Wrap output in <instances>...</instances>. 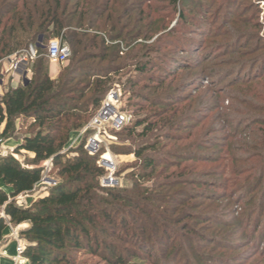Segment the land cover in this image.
Segmentation results:
<instances>
[{
	"label": "rangeland",
	"instance_id": "1",
	"mask_svg": "<svg viewBox=\"0 0 264 264\" xmlns=\"http://www.w3.org/2000/svg\"><path fill=\"white\" fill-rule=\"evenodd\" d=\"M20 3L21 0L18 6ZM147 5L146 15H149L142 20L152 22L156 27L153 31L157 30L136 41L138 45L127 50V56L115 61V71L108 74L99 107L108 91L118 89L119 109L131 120L145 119L146 123L154 124V130L145 136L126 139L117 147L135 150L153 144L156 150L147 153L170 163L177 161L171 155L185 154L186 160H179L178 166L169 167L163 175L174 178L190 166L179 180L198 182L180 183L170 191L175 198L166 205L170 207L168 211L175 204H184L174 212L180 215L178 224L164 223L163 227L168 228L165 239L168 247L152 239V244L147 242L149 247L153 246L149 255L144 251L137 253L131 242L114 240V244L120 248L124 264H264V0H150ZM50 40L43 41L39 36L32 46L39 47V56L50 70L52 65L56 66L58 74L54 78L49 70L50 78L55 79L70 64V59L64 63L48 59L46 47ZM141 46L146 48L140 49L142 52L137 57H130ZM138 57L150 61L143 75L134 67ZM176 60L180 64L172 63ZM34 61L28 66L29 76ZM2 63L0 83L9 81L2 72ZM149 77L160 86L149 83ZM129 78H134L136 96L131 94ZM89 95L87 92L86 96ZM152 97H160L162 105L145 106L144 98ZM89 118L78 132L72 133L69 146L81 139L85 143L92 131L78 134ZM171 120L172 126L168 124ZM23 123L13 138L0 139V155L11 154L21 164H27L31 162V154L24 151L12 154L24 133L31 131L30 120ZM142 127L137 128V133ZM167 133L173 137L167 138ZM111 142L115 141L104 140L95 157L104 154L112 159L115 176L121 183L119 188L131 186V174L141 171L140 161L133 154L112 151ZM257 147L261 150L256 151ZM44 163L41 164L43 179H53L54 168ZM162 179V175L155 174L143 183L151 187ZM0 187L8 191L6 186L0 184ZM47 187L50 186L45 181L40 182L30 192L28 204L34 197L43 195ZM178 190L180 194L175 195ZM15 204L27 206L23 200L17 202L16 197ZM0 218L8 223L3 208ZM11 227L13 231L16 226L11 224ZM8 228L7 225L3 232ZM15 247L16 241L10 240L9 255L14 254ZM130 251H136L138 256L130 257ZM69 257L74 264H122L107 263L83 251L69 253ZM0 264H12V260L0 259Z\"/></svg>",
	"mask_w": 264,
	"mask_h": 264
},
{
	"label": "trees",
	"instance_id": "2",
	"mask_svg": "<svg viewBox=\"0 0 264 264\" xmlns=\"http://www.w3.org/2000/svg\"><path fill=\"white\" fill-rule=\"evenodd\" d=\"M18 1L0 0V60L21 46H31L39 36L43 41L61 37L69 47L70 64L51 79L37 46L31 78L0 97V139L13 138L21 124L30 120L31 131L24 133L12 154H32L27 164H21L11 154L0 155V183L9 189H0V209L8 217V223L0 218V237L7 225L27 223L18 235L24 242L22 256L29 264H74L69 253L82 251L107 263L124 264L114 240L131 242L137 253L144 251L149 255L153 246L149 247L147 242L152 239L168 247V228L163 226L178 224L180 215L174 212L184 204H175L172 212L168 211L170 207L166 205L175 198L170 191L180 183L196 185L198 181L179 180L190 166L174 178L163 174L187 156L171 155L177 161L170 163L147 153L156 150L153 144L135 150L118 148L117 144L126 139L154 130V124L145 119L131 120L114 133L117 140L110 147L117 154L137 157L141 171L131 174V186L104 188L100 185L104 169L97 164V157L84 150L83 139L69 146L72 133L78 132L88 117L90 120L96 113L106 91L108 74L115 71V61L127 56V50L138 45L136 41L157 30L153 31L156 27L152 22L142 20L149 15L146 8L150 0H21L19 6ZM144 48L138 47L130 57H137ZM148 60L136 59L134 67L138 74L145 73ZM133 79H127V83L130 88L132 84L131 94L136 96ZM148 81L160 86L153 78ZM159 98H144L145 106L162 105ZM168 124L172 126L173 120ZM140 126L142 130L137 133ZM122 134L125 135L121 137ZM166 137L173 136L167 133ZM44 162L54 168L55 185L45 188V193L34 197L29 206L16 205L15 197L32 192L41 182ZM155 174L163 179L151 187L145 186L143 181ZM137 253L130 251L128 255L136 258Z\"/></svg>",
	"mask_w": 264,
	"mask_h": 264
},
{
	"label": "built area",
	"instance_id": "3",
	"mask_svg": "<svg viewBox=\"0 0 264 264\" xmlns=\"http://www.w3.org/2000/svg\"><path fill=\"white\" fill-rule=\"evenodd\" d=\"M37 47V46H36ZM36 47L29 46L14 52L6 58L0 60V64L4 61L2 72H4L10 83H15L14 87H17L19 83H25L31 76H29V64L36 58ZM70 55L68 45L63 41L61 37L52 39L48 42L46 47V56L51 61L56 63H64ZM2 83L0 84H3ZM1 86V85H0ZM5 93V92H4ZM0 91V97L4 94ZM121 93L118 89H111L107 92L105 98L102 101L101 106L96 113L89 120L87 125L79 132V136L85 132L89 134L84 143V150L90 156H95L99 153L101 145L104 144V140L116 141V131L120 130L124 125L130 122V116L123 110L119 109ZM45 165H49V162H45ZM97 164L105 170L104 175L100 178V185L104 188H116L120 186V179L115 176V163L109 157L104 154L99 155ZM45 181L49 186H54L55 181L49 178H41V182ZM26 194V193H25ZM25 194L18 195L16 197L17 202L24 198ZM13 235L16 239V255L15 264H20L24 261L22 256L24 250L23 240L19 237L16 227L13 230Z\"/></svg>",
	"mask_w": 264,
	"mask_h": 264
},
{
	"label": "crops",
	"instance_id": "4",
	"mask_svg": "<svg viewBox=\"0 0 264 264\" xmlns=\"http://www.w3.org/2000/svg\"><path fill=\"white\" fill-rule=\"evenodd\" d=\"M52 68H53V70H50V69L49 70H50L51 76L54 78V76H56L58 74V70H57L55 65H52ZM6 83L7 82L5 81V82H3L2 86H0L1 89L2 88L4 89L3 93L6 92L9 88H15L14 87L15 83H12L13 86H10V83L9 84H6ZM17 144L18 143H16V145ZM2 186H4V185H2ZM0 188L2 190H4L3 187H0ZM7 190H9L8 187H7ZM4 191H6V190H4ZM29 194L30 193H26L24 195V198L22 199L24 201L25 205H27V206L29 205L28 200H30L28 198L32 197V195H29ZM27 226H28L27 223H21V224L17 225L16 226L17 232L24 230L25 228H27ZM8 227H9L8 230L6 232L2 233V235H1L2 239L0 238V259H10V260H12V264H15L16 251H14V254L9 255L8 250H7V245H8V242L10 240L16 241V239L13 235L12 227L10 225H8ZM20 264H29V262L24 258V261Z\"/></svg>",
	"mask_w": 264,
	"mask_h": 264
}]
</instances>
